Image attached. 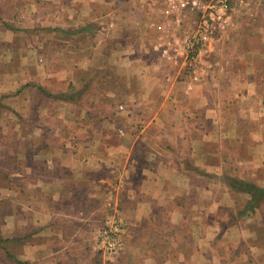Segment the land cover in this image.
Here are the masks:
<instances>
[{
	"label": "crops",
	"instance_id": "0c3cea01",
	"mask_svg": "<svg viewBox=\"0 0 264 264\" xmlns=\"http://www.w3.org/2000/svg\"><path fill=\"white\" fill-rule=\"evenodd\" d=\"M65 1L75 2L72 12L66 11ZM95 1L99 0H23L30 17L48 14L45 2L55 6L51 14L61 19L59 23L64 19L62 27L68 19L79 22L86 5L91 6L92 17ZM131 1H126L129 8L124 10L129 20L122 22L117 35L108 37L97 26L84 31L77 24L74 34L81 42L75 54L61 56L68 66L47 76L45 92L64 94L54 97L52 104L65 115L60 127L75 126L82 137L75 142L60 134L41 139L43 147L29 156L40 168L25 163L21 171L8 175L12 184L0 185V199L2 192L8 193L17 207L18 193L24 191L25 202L35 213L32 223L26 218L32 229L24 235L18 221H12V264H193L194 255L209 261L215 240L209 235L210 215L218 214L225 194L211 200L208 193L217 192L204 183L212 178L220 185L227 175L226 145L231 146L226 148L229 157L239 156L241 150L249 153L248 161L260 156L256 139L258 134L264 137V22L251 24L254 15L249 23L242 20L238 29L244 35L235 40L226 37L217 55L203 60L207 69L181 75L187 82L179 84L175 66L182 58L161 53L179 46L176 40L162 41L161 26L172 29L177 24L160 17L159 10L151 9L149 18L146 0H139L142 14L136 16ZM155 8L163 11L159 4ZM20 9L18 0H0V18ZM104 15L114 16L115 10L107 9ZM132 17L146 27L137 31L138 38L132 33ZM214 61L216 74L210 71ZM210 80L217 81L212 89ZM69 86L78 90L66 92ZM21 94L11 97V104L24 105L29 113L33 98L27 90ZM118 103L145 115L117 114ZM118 123L127 132L121 138L112 131ZM130 128H140L141 133L133 136ZM110 197L126 224L122 251L114 256L100 251L94 232ZM39 205L43 215L35 211ZM37 214L41 217L35 220ZM260 221L253 223L263 226Z\"/></svg>",
	"mask_w": 264,
	"mask_h": 264
},
{
	"label": "rangeland",
	"instance_id": "374dc122",
	"mask_svg": "<svg viewBox=\"0 0 264 264\" xmlns=\"http://www.w3.org/2000/svg\"><path fill=\"white\" fill-rule=\"evenodd\" d=\"M126 1L99 0L92 2V13H94L92 17H89V9L91 10V6L89 5L88 7L86 5L87 8H85L83 17L79 22L73 23L72 20L70 22L68 19L65 20L67 24L63 27L61 23L64 19L59 23L61 19L51 14L56 7L46 2L44 3V10L49 11V15L37 13L35 17H30V11L24 7L23 0H18L19 5L21 4V11L0 18V185L6 186L12 184L13 178L10 179L8 175L21 171L25 163H30V165H35L40 168L36 162L30 161L29 156L34 152V157L35 153L43 147L41 139L45 141L44 138L60 134V136L69 138L72 142H75V139L78 140V138L82 137L80 134L81 130H78L75 126L67 128V130L60 127L61 123L59 121H62L65 115L61 110H57V105L52 108V104L56 99L54 97L64 98V94L59 93L57 96H52L51 93L45 92L48 84L47 76L59 68L68 66V61H61V56L63 58L64 55L75 54V49L81 42L80 37L74 34L77 24L78 28L84 31L88 26H97L100 32L108 37L117 35L120 32L122 22L129 20L127 16L128 12L124 11L129 8L127 7L128 2L126 3ZM65 2L63 5L69 7L66 11L72 12L75 2L71 1V4L69 1ZM146 3H148V6L145 11L148 13L149 18L151 17V9L159 10L161 13L160 17L164 18L162 10L155 8L158 5L155 0H146ZM140 5L139 0L130 2L131 11L136 16L142 14L140 13ZM111 8L115 10V15L106 17L104 15L106 10ZM251 15L257 16L255 17V22H250L251 24L264 22V6L258 5L252 10L237 9L234 16H232L231 28L226 33L216 34L211 42L208 43L207 48L192 61L188 59L183 45L184 40L191 34V22L187 19H182L179 23L175 21L177 25H173L174 28L172 29L168 26H161V30L165 31L161 35L162 41L174 43L176 40L179 45L169 50H161V53L165 54V56L168 53L177 56V58H182V61L178 63L179 66H175L177 67V70H175L176 74L177 72H179L178 75L180 74L177 79L179 84L187 82V79L183 80L182 76L204 72L207 69L205 64H203V60L217 55L220 42L228 39L235 40L237 36L244 35H240L241 30L238 29V26L242 20L249 23L248 19ZM96 16H99V19L95 21ZM131 21L134 24L132 26L134 29L132 33L138 38L139 34L137 31L139 32L142 28L143 21L140 19L137 20V17L136 19L132 17ZM112 22H114L113 26L111 25ZM101 28L103 29L101 30ZM13 30H17V32ZM61 30H64V32H61ZM107 36L103 37L108 38ZM65 47L72 49L73 52L68 54L69 52H66L67 48ZM217 70L216 61H214L212 62L210 71L216 74ZM112 83L114 84V82ZM230 83V89H233L234 83ZM216 85L217 81H209L211 89ZM225 85H229V82L227 81ZM26 90L32 96L34 105L29 113L25 112L24 105L21 107L20 105L16 106L14 102V105H12L13 103L11 104L10 101V98L15 97L16 94L22 93L20 96L26 94ZM76 90L78 89L69 86L66 92H74ZM49 97L51 98L49 99ZM226 100L228 101V98ZM116 105L115 110L117 114L119 112H126L128 117L132 115H145V113L141 114L140 112L132 113V107L128 106L127 103H118ZM120 107L122 109H119ZM120 121L118 120V122ZM50 124H54V126L50 127ZM116 125L118 126L113 127L112 131L115 136L121 138L127 133L126 129L122 123ZM129 132L133 136H137L141 133V129L130 128ZM259 136L260 134L257 135L258 139L256 140L260 143L258 145L260 156L255 161H252V159L248 161L250 155L243 150L239 152V156L229 157L226 153V148L228 150L231 146L226 145L224 155L228 159L226 166L227 175L221 179L220 185L212 178H208L210 180L207 181L204 179L207 183L202 181L204 184H209L210 187L208 186V188L216 190L217 192V194L208 193L209 197L211 195V200L216 196L221 197V193L225 194V196L223 200H220V204L223 205L218 208L220 212L217 211L218 214L215 217H211L212 215H210V224L212 227L210 228L209 235L210 238L215 236V240L211 242V247L214 251L208 254L209 261H205L203 258L201 259L194 255L193 264H202L201 261H204L205 264H264V195H259L258 202L254 204L252 210H249L247 209V204L250 202L251 197L247 192L239 190L241 186L250 185L264 191V137ZM244 140H246L245 137ZM251 155L253 156L252 153ZM37 162L39 163L41 161L39 160ZM230 164L235 166L234 170L238 171L239 175L235 174ZM1 195L0 250L3 253L0 255V264H12L15 263V260L11 257L14 247H12L9 239L10 232L13 231L12 221H18L17 226L18 228L21 227L19 231L24 235L27 230L32 229L31 218L35 216V213L30 210L32 206L25 202L26 195L24 191L18 193L21 202L18 203L17 207L13 206V202L12 204L10 203L8 193L2 192ZM110 198L105 202V212H102L103 217L94 232L100 251L106 255L114 256L122 251V236L126 232V224L124 218L119 214L114 198ZM34 208L36 212H40L43 215L42 206L39 205ZM41 215L37 214L35 220L41 217ZM27 217H30L29 220L31 223L29 225H26ZM252 219L254 221L261 219L260 222H263V226L254 224ZM106 221L111 223L117 222L123 228L120 236L121 249L114 255L105 253L98 243L100 230ZM215 222H219V224H212ZM240 226L249 230V232L247 233L243 229L239 230L241 228ZM218 233L222 236L219 239H217ZM241 234H243L244 239L240 236ZM218 252L221 253L219 257L216 255ZM24 263L22 261L19 262V264Z\"/></svg>",
	"mask_w": 264,
	"mask_h": 264
},
{
	"label": "built area",
	"instance_id": "2783aa9c",
	"mask_svg": "<svg viewBox=\"0 0 264 264\" xmlns=\"http://www.w3.org/2000/svg\"><path fill=\"white\" fill-rule=\"evenodd\" d=\"M155 1L162 6L165 17L173 18L176 23L181 22L182 19L191 22V34L183 42L187 57L191 61L207 48L216 34L226 33L231 28L232 16L237 8L252 10L258 5L264 6V0ZM122 232L123 228L120 224L106 221L99 233L98 243L101 249L110 255L117 254L121 249Z\"/></svg>",
	"mask_w": 264,
	"mask_h": 264
},
{
	"label": "trees",
	"instance_id": "16d2710c",
	"mask_svg": "<svg viewBox=\"0 0 264 264\" xmlns=\"http://www.w3.org/2000/svg\"><path fill=\"white\" fill-rule=\"evenodd\" d=\"M239 190L242 191V192H247L250 195L251 200L247 204V209H249V210H252L254 208V204H256L258 202L257 201V199L259 198L258 196L259 195H264V191L263 190H259L258 188L252 187L250 185H246V186H243V187L241 186L239 188Z\"/></svg>",
	"mask_w": 264,
	"mask_h": 264
}]
</instances>
